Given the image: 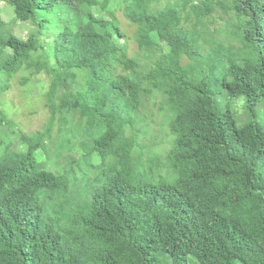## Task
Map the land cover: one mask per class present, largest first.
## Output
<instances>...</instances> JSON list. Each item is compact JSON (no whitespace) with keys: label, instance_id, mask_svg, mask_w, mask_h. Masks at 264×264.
<instances>
[{"label":"trees","instance_id":"1","mask_svg":"<svg viewBox=\"0 0 264 264\" xmlns=\"http://www.w3.org/2000/svg\"><path fill=\"white\" fill-rule=\"evenodd\" d=\"M152 1L120 3L155 68L128 56L110 0H0L35 28L22 40L0 20V83L21 69L50 78L43 131L26 137L0 116V264H264V0ZM216 9L222 38L204 54ZM216 71L244 101L239 126L215 101ZM157 88L172 112L165 163L134 157Z\"/></svg>","mask_w":264,"mask_h":264},{"label":"rangeland","instance_id":"2","mask_svg":"<svg viewBox=\"0 0 264 264\" xmlns=\"http://www.w3.org/2000/svg\"><path fill=\"white\" fill-rule=\"evenodd\" d=\"M121 0H110V10L113 12L115 18L119 23L120 30L124 36L122 45L126 46V51L129 57L137 58L141 65L146 67L155 68V64L159 63L158 54L154 58H150L144 55V53L139 51L138 45L135 41V29L136 26L132 24L124 16V5L120 3ZM165 1L169 0H153L151 6L163 7ZM171 1V0H170ZM107 15V14H105ZM221 11L216 9L214 13L204 19V22L210 28L209 43L203 46L202 53H209L211 50V44H217L222 36L221 32L216 33L215 28H221L224 23V16L222 17ZM0 20L5 24V27L9 30L10 34L26 40L32 33L35 32V28L30 21L20 22L14 19V14L11 7L4 2L0 3ZM191 28V27H190ZM192 30V28H191ZM48 38H42V48L39 49L34 55L48 53L49 50ZM159 47L162 49V53H167L168 47L164 41L159 42ZM236 46V45H235ZM2 57H8L11 52L5 49L2 53ZM52 62V61H51ZM190 61L187 57L182 58V64L186 65ZM157 65V64H156ZM187 67V66H185ZM189 67V66H188ZM139 69V71H141ZM87 70L82 69L77 72V85H83L86 82ZM220 75L219 71L215 72L212 83L214 85L215 91V101L221 110L228 109L235 120H237V125H241L250 119V116L246 110L243 99L232 97L229 92L222 88L220 85ZM50 78L44 73L40 72L35 74L30 69H21L13 76L8 77L0 83V116L2 115L7 122L13 125V128L20 132V134L29 137L34 135L36 132H41L46 128L49 121L50 111L46 106L45 94L49 88ZM150 104L139 110L140 117L145 120V126L142 128V133L138 135V142L143 145V148L137 146L134 152V157L138 158L140 153L143 152L142 159H155V157L161 158L163 163L166 162V156L170 147L172 146V138L169 133V122L172 117V112L169 105L166 102V97L162 90L159 88L155 89L150 97ZM256 117L260 120L264 119V103L262 102L256 109ZM57 124L54 125L52 129V136L58 135L60 133V123L64 120V115L57 117ZM142 120V118L140 119ZM75 126L74 124L72 125ZM76 128L72 134H75ZM143 133H146L145 135ZM83 131H79L78 135H82ZM68 137L70 132L67 133ZM12 138L11 148L23 151L24 147L20 140V136L13 135L5 138L7 143ZM14 138V139H13ZM83 139H86L82 137ZM87 140V139H86ZM6 145V144H5ZM51 150V146L47 144V149ZM84 153L80 145H76L71 151V156L76 159H80ZM138 162V161H137ZM54 164V163H53ZM58 164V169L56 172H62L64 167V160L60 159ZM49 169L55 170L54 166L49 165ZM162 168L154 170L152 172L153 176L162 173ZM189 260L191 259L188 257ZM164 264V263H161Z\"/></svg>","mask_w":264,"mask_h":264}]
</instances>
